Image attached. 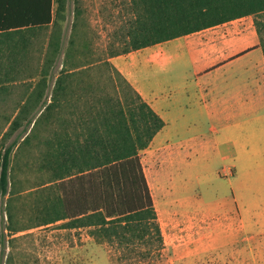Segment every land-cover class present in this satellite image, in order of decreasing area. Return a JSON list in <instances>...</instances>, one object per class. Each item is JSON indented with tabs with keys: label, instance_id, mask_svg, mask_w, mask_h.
<instances>
[{
	"label": "trees",
	"instance_id": "obj_1",
	"mask_svg": "<svg viewBox=\"0 0 264 264\" xmlns=\"http://www.w3.org/2000/svg\"><path fill=\"white\" fill-rule=\"evenodd\" d=\"M124 2L129 19L121 40L126 47L103 62H90V68L102 62L116 75L90 76V83L78 75L77 91L72 86L76 75H57L47 94V73L62 54L59 20L65 0H0V75L4 80L8 75L15 88L16 75H25V70L33 75L29 84L19 83L24 91L15 101V117L7 129H0V194L10 185L12 159L27 142L37 141L40 152L25 163L36 164L41 175L29 191L36 196L37 227L64 222V229H87L96 243L109 248L117 264H165L163 237L139 156L164 122L109 59L245 17H252L264 58V0ZM85 34L79 13H74L61 65L68 55L88 50L85 41L76 46ZM70 65L77 71L88 66ZM60 109L67 111L65 120ZM18 130L2 147L3 138Z\"/></svg>",
	"mask_w": 264,
	"mask_h": 264
},
{
	"label": "crops",
	"instance_id": "obj_2",
	"mask_svg": "<svg viewBox=\"0 0 264 264\" xmlns=\"http://www.w3.org/2000/svg\"><path fill=\"white\" fill-rule=\"evenodd\" d=\"M232 22L162 42V56L143 48L109 62L164 122L150 145L171 149L188 170L199 164L222 187L198 207L200 247L215 264H264V58L255 31ZM1 77L7 129L16 88Z\"/></svg>",
	"mask_w": 264,
	"mask_h": 264
},
{
	"label": "rangeland",
	"instance_id": "obj_3",
	"mask_svg": "<svg viewBox=\"0 0 264 264\" xmlns=\"http://www.w3.org/2000/svg\"><path fill=\"white\" fill-rule=\"evenodd\" d=\"M74 13H79V22L84 25L86 33L85 38L77 40L76 46L78 48L85 41L88 50L68 55L65 58L67 61L61 65ZM61 15L62 54L47 73L50 84L47 94L57 75H76L72 84L75 91L81 87L76 86L78 75L89 83L90 76L116 75L102 62L112 52L126 47L121 40L129 19L124 0H65ZM229 26L237 31H254L252 17L233 21ZM166 47L167 43L149 46L143 50V54L162 56ZM95 61L102 62L90 68V62ZM72 63L88 66L77 71L73 70ZM24 73L16 75V100L24 91L21 86L29 84V78L33 76L29 75L28 70ZM60 110L65 120L67 111ZM19 131L3 138L2 147L9 145ZM44 133L45 125L39 134L42 136ZM37 148V141H32L30 146L27 142L22 151L17 152L18 156L12 159L7 193L0 194V264H117L109 248L96 243L87 229H64L61 226L64 222L37 227L40 219L36 210V196L29 191L40 181L41 175L37 172L36 164L25 166L28 159L31 163L32 158L38 155L40 151ZM139 156L163 237L162 261L165 264H215L214 253L200 247V226L204 216L199 208L214 202L221 195V185L214 179L204 177L199 164L188 170L184 167L183 159L175 158L167 147L149 145ZM213 215L212 212L207 217ZM17 230L20 232L15 233Z\"/></svg>",
	"mask_w": 264,
	"mask_h": 264
}]
</instances>
